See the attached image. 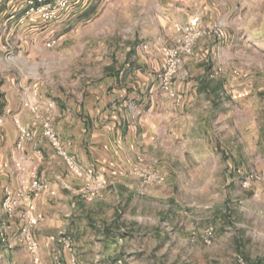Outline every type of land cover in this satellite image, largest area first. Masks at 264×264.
Returning <instances> with one entry per match:
<instances>
[{
  "label": "rangeland",
  "instance_id": "1",
  "mask_svg": "<svg viewBox=\"0 0 264 264\" xmlns=\"http://www.w3.org/2000/svg\"><path fill=\"white\" fill-rule=\"evenodd\" d=\"M198 9L212 16L188 18V11ZM48 24V33L33 42V52L29 50L27 55L16 47L0 54V85L34 88L35 107L34 111L25 108L26 112L25 105L18 103L13 105L15 111L6 112V105L0 110V264H124L120 258L109 262L110 248L115 250L123 243L129 221L121 192L114 189L115 180H101L95 171L91 179L77 176L44 135V123H52L61 148L74 156L62 132L63 111L68 107L73 114L75 103L88 100L91 90L112 73L107 64L122 68L129 50L133 56L141 52L146 57V68L159 64V79L164 48L180 45L190 25L196 26L201 36L192 53L184 56L173 84L188 80L185 59L203 41L206 49L199 56L205 54L204 63L194 61L195 68L210 67L213 80H227L225 97L231 98L230 90L238 82L241 86L247 83L253 84L247 97L264 102V0H79ZM48 38L56 39V45L48 47ZM155 92L145 90L144 95L149 100ZM161 93L158 89V98ZM45 101L53 102L56 112L49 110ZM239 116L244 119V131L248 130L254 119L244 111ZM256 123L258 144L246 146L250 151L241 155L240 165L230 161L224 169L209 170L211 184L177 186L164 181L156 169H134L142 189L150 186L143 184L145 175L156 172L161 182L151 186H157L166 199L173 194L181 202L172 206V212L163 206L156 215L145 210L148 242L152 228L158 226L173 243V248L159 251L161 264H264L262 111ZM19 125L31 132L22 148L17 146ZM225 156L230 160L238 153L229 151ZM183 164L182 171L188 176L204 171L195 169L194 162H188V168ZM31 172H36L47 188L32 190ZM88 183L93 184L91 190ZM105 190L116 195V201L97 209L96 200L106 195ZM85 191L94 194L85 196ZM114 215L122 228L113 225ZM33 219L37 222L32 223ZM209 227L214 229L211 243L204 239ZM31 242L37 244L35 250L30 249Z\"/></svg>",
  "mask_w": 264,
  "mask_h": 264
},
{
  "label": "crops",
  "instance_id": "2",
  "mask_svg": "<svg viewBox=\"0 0 264 264\" xmlns=\"http://www.w3.org/2000/svg\"><path fill=\"white\" fill-rule=\"evenodd\" d=\"M28 9L29 0H0L1 55L16 47L28 55L29 50L34 51L36 37L48 33L50 24L27 14ZM188 14L190 19L212 16L202 9L188 11ZM202 42L197 44L195 53L185 59L188 80L176 81L171 93L161 87L157 73L159 64L146 68L143 64L146 57L141 52L133 56L134 52L129 50L128 61L122 68L108 63L106 69L112 73L108 72L97 89L91 90L86 96L88 100L80 99L75 103L73 114L67 107L61 115L62 132L80 166L93 168L101 180L113 178L115 191L119 188L121 192L129 221L123 243L115 250L110 248L109 262L120 258L124 264H161L163 256L161 258L159 251L173 248V243L165 239L158 226L152 228V240L148 242L143 218L146 209L151 210L152 215H156L162 206L172 212L175 210L172 206L181 202L173 194L166 199L167 195L162 194L157 186L142 189L141 178L134 169L138 166L156 169L164 181L177 186L211 184L213 176L209 170L224 169L230 161H237L240 165L241 155L250 151L246 146H256L259 142L256 118L261 111L264 114V102L247 97L253 87L247 83L241 86L234 82L236 86L230 90L231 98L225 97L227 80H213L209 75L210 67L195 68L193 62L202 60L205 55L199 56L206 49ZM149 89L157 92L147 100L144 91ZM158 89L162 92L161 98L157 97ZM33 90L25 84L9 88L2 84L0 102L4 101L6 112L15 111L13 105L19 103L23 106L25 100H32ZM44 104L56 112L53 102L45 101ZM22 108L27 112V107ZM243 111L254 119L249 120V128L245 131L244 119L239 116ZM229 151L235 155L238 153V156L228 160L225 155ZM139 158L146 161L139 163ZM184 162L187 168L188 162H194L198 166L195 169L204 171L188 176L182 171ZM104 192L106 195L96 200L97 209L111 201L114 205L116 201V195ZM113 220V225L122 228L117 216L114 215Z\"/></svg>",
  "mask_w": 264,
  "mask_h": 264
},
{
  "label": "built area",
  "instance_id": "3",
  "mask_svg": "<svg viewBox=\"0 0 264 264\" xmlns=\"http://www.w3.org/2000/svg\"><path fill=\"white\" fill-rule=\"evenodd\" d=\"M79 0H29V9L27 14L34 15L38 17L42 22L49 23L58 19L64 12L68 11L74 4H76ZM187 35L180 42L181 44L176 47L164 48V64L163 70L159 74V81L161 87L164 91L171 93L173 90V80L176 76L179 67L181 66L184 56L186 54H190L193 51V46L196 40L201 36V31L197 29L196 26L190 25L186 27ZM56 39H50L46 45L48 47H53L56 45ZM24 105L30 110L34 111L35 107L32 103V100H25ZM0 123H2V119L0 118ZM44 135L49 139L54 147H56L59 151V154L65 159L68 166L74 171V173L79 177H86L87 179H91L94 174V169H83L80 167L74 156L68 154L66 150L61 148L60 139L58 138L52 123L45 122L44 123ZM31 132L30 130L23 125H19V140L17 142L18 148H22L24 143L30 139ZM19 170L21 172L25 171V168L19 166ZM156 182H161V178L156 172H149V174L145 175L144 185L148 186ZM30 186L32 190H41L47 188L44 186L39 179L37 178L36 172L30 173ZM93 184L88 183L87 189L91 190ZM101 187V186H99ZM86 195L90 193V191H85ZM32 223H36L37 220H31ZM213 227H209L204 235V239L207 243H211V238L213 235ZM37 248V244L35 242H31L30 249L35 250Z\"/></svg>",
  "mask_w": 264,
  "mask_h": 264
},
{
  "label": "trees",
  "instance_id": "4",
  "mask_svg": "<svg viewBox=\"0 0 264 264\" xmlns=\"http://www.w3.org/2000/svg\"><path fill=\"white\" fill-rule=\"evenodd\" d=\"M4 106H5L4 101L0 102V110H2ZM252 264H259V263H252Z\"/></svg>",
  "mask_w": 264,
  "mask_h": 264
}]
</instances>
